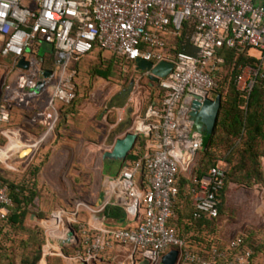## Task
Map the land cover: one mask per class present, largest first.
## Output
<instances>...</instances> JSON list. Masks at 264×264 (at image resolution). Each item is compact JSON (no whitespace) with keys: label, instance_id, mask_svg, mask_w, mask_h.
<instances>
[{"label":"built area","instance_id":"built-area-1","mask_svg":"<svg viewBox=\"0 0 264 264\" xmlns=\"http://www.w3.org/2000/svg\"><path fill=\"white\" fill-rule=\"evenodd\" d=\"M184 25L189 27L187 39L194 53L170 52L167 38L179 36ZM42 45L48 51L39 56ZM219 48L244 52L255 60L254 65L237 66L233 77L235 88L247 95L256 80L264 79V3L0 0V57L10 61L0 98V150H6L7 161L17 159L27 148L35 149L52 132L59 106L68 105L75 96L71 86L77 75L75 65L82 57L106 52L116 61L131 63L133 68L135 59L172 64L170 71L155 82L160 97L148 103L126 129L144 139L143 153L125 159L116 174L102 181L100 209L118 206L130 224L89 228L76 217L83 205L77 203L65 218L74 227L63 230L65 236L61 238L67 240L64 245L73 246L72 254L64 256L69 264H95L100 256L121 246L130 248L147 264L160 263L161 256L172 248L179 251L176 264H256L251 250L240 247V234L223 243L222 248L213 241L204 249L201 244L178 237L169 224L174 217L178 178L189 175L201 149V136L188 115L194 109L190 96H198L200 101L211 97L215 74L222 66ZM47 57L51 58L49 63ZM20 58L27 62L26 68L17 66ZM141 72L147 78V72ZM43 90H47V96L43 112L37 114L38 134L34 139H13L10 115L17 108L12 104L20 105L28 98L34 101ZM182 101L187 105L182 106ZM223 177L224 167L214 165L199 178H189L186 197L192 219L216 218V193ZM8 205L6 186L0 184V212ZM60 222L55 223L56 229Z\"/></svg>","mask_w":264,"mask_h":264},{"label":"rangeland","instance_id":"rangeland-1","mask_svg":"<svg viewBox=\"0 0 264 264\" xmlns=\"http://www.w3.org/2000/svg\"><path fill=\"white\" fill-rule=\"evenodd\" d=\"M172 40L168 37L167 43L171 45ZM47 51V46L42 45L38 55ZM9 64V58L0 57V84L7 77ZM75 66L77 75L71 86L75 97L69 105L59 106L57 123L37 146V153L41 157L28 165L13 164L16 170L9 169L0 161V174L4 178L19 182L28 175V178H34L36 191L22 223L14 227H0V264H21V258L32 256L36 248L40 253L37 264H67L62 256L71 255L73 246L61 243L65 234L61 231L60 235L55 233V223L50 222L52 215L61 214L58 227L61 230V225L66 224L65 218L75 210L77 203H91L100 188L102 173L114 174L122 164L102 161V152L109 150L114 139L126 133L145 106L161 95L144 73L125 62L114 60L106 52H93L84 56ZM105 69L108 70L106 77L96 72ZM231 70L232 65L223 66L219 78L228 80ZM225 84L222 86L223 92L227 88ZM42 92L40 98L43 103L28 98L20 105L12 104L30 116L26 122L36 121L37 114L31 112L44 104L47 90ZM38 128L36 132H39ZM219 150L218 155L221 156L223 149L220 147ZM216 164L223 166L221 162ZM177 205L179 211L188 208L182 200ZM29 214H35V220L31 221ZM255 214L260 217V221L252 226L248 223V217ZM216 221L222 223L223 229L231 231L245 225L259 231L263 229L264 184L243 187L227 182ZM71 227L74 226L70 224ZM206 229L210 230L209 227ZM260 236L264 237L263 233ZM260 242V248L264 250V242ZM103 258L107 264H117L118 261L116 258L111 260L109 255Z\"/></svg>","mask_w":264,"mask_h":264},{"label":"trees","instance_id":"trees-1","mask_svg":"<svg viewBox=\"0 0 264 264\" xmlns=\"http://www.w3.org/2000/svg\"><path fill=\"white\" fill-rule=\"evenodd\" d=\"M188 33L189 27L184 25L180 35L172 38L171 45L169 44L170 52L181 50L194 53L195 49L187 39ZM217 55L222 59L221 68L223 66L232 65V70L228 74V80L224 77L222 79L219 78L221 69L215 74L216 87L210 92L211 97L215 94L220 95V106L215 126L210 135H203L201 137V149L195 156L189 175L187 177L180 176L178 178V194L174 204V217L169 224L175 228L176 234L180 238L183 237L177 232L176 225H174L173 221L177 222L181 217H186V223H190L192 226L199 227L205 225L210 228L214 225L218 217L217 213L214 219H207L205 217L192 219V210L186 197V187L189 184V178L191 176L199 178L206 173L209 167L217 165L216 162H221L223 164L224 177L220 189L216 193L218 199V212L227 182L243 187H251L254 184H264V178L261 175L259 163L260 158L264 156V88L262 87L264 79L256 80L248 94H242L235 88L233 83V77L237 72V66L245 64L254 65L255 60L247 56L244 52L236 53L234 50L227 48H219ZM50 61L51 58L47 57L46 62L49 63ZM127 64L131 66V63L127 62ZM96 72L98 75L106 77L108 70H97ZM148 80L156 85L152 80ZM224 83H226L225 85L227 86L225 92L222 90ZM1 142L0 139V143ZM220 147L223 149V154H221V156L218 155L219 151H221L219 150ZM143 151L144 139L137 136L126 159H135L140 156ZM0 158L3 162L5 161V165L10 166L6 157L1 153ZM0 184L6 186L7 194L10 197V205L4 207V212H0V227L1 225L12 227L19 226L28 213L29 206L36 196L34 178H28L27 175L21 178L19 182H14L7 180L0 174ZM181 200L185 201L189 206L188 213L183 216H181L178 209L179 205H177ZM103 215L105 218H112L115 221L124 218L122 209L115 205L106 206L103 209ZM239 234L241 237L240 247L250 249L252 257L257 252H264V250L260 248L262 243L254 238L256 231L253 229H245ZM197 238L198 240L194 241L195 244H201L204 249H208L209 245L213 242L212 239L209 240L204 237ZM197 238L195 236L193 239ZM183 239L191 241L190 238ZM216 246L222 248L223 244L218 242ZM203 255L205 256V254ZM39 258L40 253L36 248L32 256L22 257L20 263L37 264Z\"/></svg>","mask_w":264,"mask_h":264},{"label":"crops","instance_id":"crops-1","mask_svg":"<svg viewBox=\"0 0 264 264\" xmlns=\"http://www.w3.org/2000/svg\"><path fill=\"white\" fill-rule=\"evenodd\" d=\"M257 2H261L264 3V0H256ZM6 73V72H5ZM3 82V81H2ZM2 82L0 84V98H1V86H2ZM42 95V94H41ZM41 96H39V98H37L36 100H34L36 103H43L41 102ZM44 104H41V106L38 108L36 107V110H32V114H38L42 111ZM11 117V122H12V127H11V137L13 139L16 140H28V139H34V137H36V134L38 132H36V128H38L39 126L37 125L36 121L38 118H36V121L31 123V122H26L25 120L28 119L29 117L28 114H26V112H21L19 109H14L10 115ZM23 119V122L21 123ZM39 130V128H38ZM3 139V137H2ZM38 148L36 147L35 149H30L27 148L23 151L20 152L19 157L17 159H12L10 161H8V163L10 164V166L6 165L9 169L12 168L14 170H16V167L13 164H23V165H28L32 160H35L38 157H41V154L37 153ZM0 153L3 154V156H7L6 154V150H0ZM22 153V154H21ZM37 154V156H36ZM22 155V156H21ZM12 163V164H11ZM103 163V162H102ZM260 163V172L262 177L264 178V156H262L259 160ZM102 166V164H101ZM15 167V168H14ZM117 172H115L114 174H116ZM114 174H108V173H102L103 178L105 176H111ZM102 178V181H103ZM102 181H101V185L100 188L97 192V194H95L92 198V201L90 204H83L81 207H79V209L77 210V219L81 222H83L85 225H87L89 228H99V227H115V226H123V224L128 225L130 224L129 219L127 218V216L124 213V218L119 220V221H115L112 218H105L103 215V209H100V205L102 202ZM260 210V209H259ZM189 211V206L187 209H185L184 211L181 210L180 214L185 215L186 213H188ZM184 213V214H183ZM260 213H262V210H260ZM28 218L32 221L35 220V214H29ZM54 218V219H52ZM51 218V223H57L59 221H61L62 216L60 213H55L54 215H52ZM55 218L57 219V222L55 221ZM186 217H181V219L179 221H173L174 225H176V229L177 232L183 237V238H190L191 241L193 243H195L194 241H197L198 238L197 237H204V238H208V239H212L215 242H219L220 244L225 243L226 241H228L229 239L233 238L235 235L243 232L245 229H253L254 231H256V234L254 235V238L259 240V241H263L264 242V237L261 238V234L263 233L264 235V228L259 230H256L254 228H252L251 226L245 225L243 228L240 229H233L232 231L227 228H222V223L216 221L214 223L213 226L210 227V230L212 231H207L205 225L204 226H192L190 225V223H186L185 221ZM260 221V217L255 215H250V217H248V223H251L252 226H256L258 224V222ZM47 223V222H45ZM49 224V223H48ZM62 229L64 230H69L70 229V223H68L66 221L65 226H62ZM247 227V228H246ZM58 230L59 233L57 234H62L60 233V231L63 230ZM197 239H193V238ZM67 241V240H66ZM66 241H64L63 239H61V243L62 244H66ZM105 255H109L110 259H117V264H147L145 261H141L137 258V255L135 253L132 254L130 248L127 247H114L112 250L106 252L103 256ZM130 255L132 256V258H130ZM62 256V255H61ZM103 256H100L99 259L95 262V264H107L105 263L103 260ZM65 260L66 263L69 264V261L66 257L62 256ZM252 261L256 264H264V252H257L253 255L252 257Z\"/></svg>","mask_w":264,"mask_h":264},{"label":"water","instance_id":"water-1","mask_svg":"<svg viewBox=\"0 0 264 264\" xmlns=\"http://www.w3.org/2000/svg\"><path fill=\"white\" fill-rule=\"evenodd\" d=\"M17 66L20 68H26L27 62L20 58L17 61ZM172 64L168 61H159L152 64L149 61L142 59L134 60V68L137 71L147 72V78L156 82L159 77H164L171 69ZM48 71L45 70L43 75L46 76ZM40 84L37 85L39 87ZM194 109L188 112V115L192 121L193 129L198 132L202 137L203 135H210L215 126L218 109L220 106V95L215 94L213 97H204L201 101L198 96H190ZM182 106H186V102H181ZM136 133L126 132L121 137L114 139L111 148L107 151L102 152L101 160H109L111 162L122 163L128 154L130 153L133 144L136 140ZM70 236L73 232L69 233ZM179 251L175 248L168 250L160 258L161 264H176L178 259Z\"/></svg>","mask_w":264,"mask_h":264},{"label":"bare ground","instance_id":"bare-ground-1","mask_svg":"<svg viewBox=\"0 0 264 264\" xmlns=\"http://www.w3.org/2000/svg\"><path fill=\"white\" fill-rule=\"evenodd\" d=\"M52 219H54V218H52ZM55 221L57 222V219L56 218H55ZM58 230H60V229H56V232L55 233H58L59 232Z\"/></svg>","mask_w":264,"mask_h":264}]
</instances>
